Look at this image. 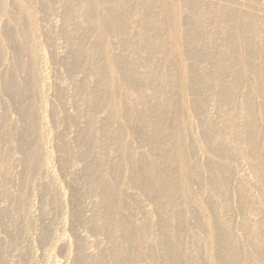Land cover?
Segmentation results:
<instances>
[{"label":"rangeland","instance_id":"374dc122","mask_svg":"<svg viewBox=\"0 0 264 264\" xmlns=\"http://www.w3.org/2000/svg\"><path fill=\"white\" fill-rule=\"evenodd\" d=\"M122 3L0 0V264H264V0Z\"/></svg>","mask_w":264,"mask_h":264},{"label":"bare ground","instance_id":"6f19581e","mask_svg":"<svg viewBox=\"0 0 264 264\" xmlns=\"http://www.w3.org/2000/svg\"><path fill=\"white\" fill-rule=\"evenodd\" d=\"M115 1V0H114ZM137 2V1H136ZM144 1H142V3H143ZM121 3H122V0H121ZM125 3H128V2H126L125 1ZM125 3H122V5L123 4H125ZM145 3V2H144ZM141 4V3H140ZM141 5H143V4H141ZM123 6H125V5H123ZM128 10V9H127ZM170 10V9H169ZM126 12V11H125ZM129 11H127V13H128ZM108 13V12H107ZM126 14V13H125ZM111 16V15H110ZM111 18H112V16H111ZM175 26V25H174ZM177 28V27H176ZM183 162H185V160L183 159ZM105 188V187H104ZM104 188H103V190H104ZM112 190L110 189V188H106L105 190H104V192H103V197L106 199V203H107V207H108V210H109V213L110 214H112L113 213V211H112V209H113V202L110 200V192H111Z\"/></svg>","mask_w":264,"mask_h":264}]
</instances>
